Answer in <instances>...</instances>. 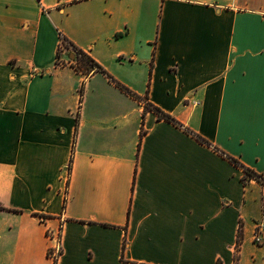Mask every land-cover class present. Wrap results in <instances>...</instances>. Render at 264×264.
I'll return each instance as SVG.
<instances>
[{"label":"crops","instance_id":"1","mask_svg":"<svg viewBox=\"0 0 264 264\" xmlns=\"http://www.w3.org/2000/svg\"><path fill=\"white\" fill-rule=\"evenodd\" d=\"M257 223L264 0H0V264H264Z\"/></svg>","mask_w":264,"mask_h":264},{"label":"trees","instance_id":"2","mask_svg":"<svg viewBox=\"0 0 264 264\" xmlns=\"http://www.w3.org/2000/svg\"><path fill=\"white\" fill-rule=\"evenodd\" d=\"M62 45H63V48L65 47V48H69V49L72 48L73 49V52L76 54V59L74 61L76 62L77 69H79L81 71H84L87 74H90L93 71H100V72H103L104 74L108 75L107 72L100 65H98V63H96L95 60L92 57H90L84 51H82L77 46H75L72 42H70L67 39L63 38L62 39ZM61 51H62V47H61V49L59 51V55H60ZM119 86L121 88H123V90L127 91L129 94H131L132 96H134L135 98H139L137 95H135L134 93H132L130 90L126 89L125 87H123L121 85H119ZM150 108L153 109V110H155L158 113V115H159V117L161 119L175 121L171 116L162 113L159 109H157L155 107H150ZM203 142H205V141L203 140ZM231 160L234 163L239 164L236 160H234V159H231ZM247 173L249 175H253L249 171H247ZM241 240H242V232L240 231L239 232V242ZM124 248H126V242L124 244Z\"/></svg>","mask_w":264,"mask_h":264},{"label":"built area","instance_id":"3","mask_svg":"<svg viewBox=\"0 0 264 264\" xmlns=\"http://www.w3.org/2000/svg\"><path fill=\"white\" fill-rule=\"evenodd\" d=\"M52 236V234H51ZM255 243L264 245V224L263 223H257L255 228ZM56 239H54L53 235V241L54 244L49 248V257L52 259L54 264H57V261L62 253V241H61V234L58 233L57 236H55ZM239 244L237 246L238 251Z\"/></svg>","mask_w":264,"mask_h":264},{"label":"water","instance_id":"4","mask_svg":"<svg viewBox=\"0 0 264 264\" xmlns=\"http://www.w3.org/2000/svg\"><path fill=\"white\" fill-rule=\"evenodd\" d=\"M74 58H75V55L72 56V59H74Z\"/></svg>","mask_w":264,"mask_h":264}]
</instances>
